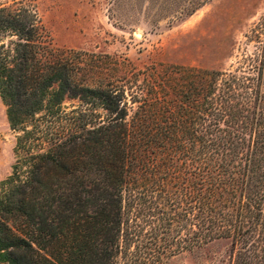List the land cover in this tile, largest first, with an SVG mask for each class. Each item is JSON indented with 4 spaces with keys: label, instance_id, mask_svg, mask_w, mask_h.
Here are the masks:
<instances>
[{
    "label": "trees",
    "instance_id": "trees-1",
    "mask_svg": "<svg viewBox=\"0 0 264 264\" xmlns=\"http://www.w3.org/2000/svg\"><path fill=\"white\" fill-rule=\"evenodd\" d=\"M246 36L229 69L140 68L59 47L33 4L0 3L16 132L0 264H166L217 239L230 264H264V14Z\"/></svg>",
    "mask_w": 264,
    "mask_h": 264
},
{
    "label": "rangeland",
    "instance_id": "rangeland-1",
    "mask_svg": "<svg viewBox=\"0 0 264 264\" xmlns=\"http://www.w3.org/2000/svg\"><path fill=\"white\" fill-rule=\"evenodd\" d=\"M25 1L35 6L55 45L109 54L140 68L161 61L229 69L245 50H253L246 34L264 14V0ZM63 104L69 110L79 101L67 98ZM15 143L0 97V181L12 171ZM230 253V241L217 239L166 264H230Z\"/></svg>",
    "mask_w": 264,
    "mask_h": 264
}]
</instances>
